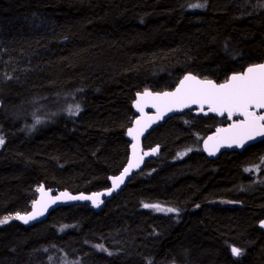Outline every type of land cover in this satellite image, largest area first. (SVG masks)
I'll return each mask as SVG.
<instances>
[{
	"label": "trees",
	"instance_id": "obj_1",
	"mask_svg": "<svg viewBox=\"0 0 264 264\" xmlns=\"http://www.w3.org/2000/svg\"><path fill=\"white\" fill-rule=\"evenodd\" d=\"M263 39L264 0H0V219L10 217L0 264H264V166L250 168L264 164V140L208 159L201 138L227 122L211 114L151 129L143 145L159 154L100 211L15 220L40 184L108 186L127 159L136 92L168 90L186 72L223 81L264 59ZM71 93L75 116L38 110ZM152 202L176 213L144 208Z\"/></svg>",
	"mask_w": 264,
	"mask_h": 264
},
{
	"label": "water",
	"instance_id": "obj_2",
	"mask_svg": "<svg viewBox=\"0 0 264 264\" xmlns=\"http://www.w3.org/2000/svg\"><path fill=\"white\" fill-rule=\"evenodd\" d=\"M259 64H264V59L257 63L247 64L241 71L230 73L225 80L220 82H216L209 78H202L191 72H186L179 78L174 87L168 90L153 91L147 88L136 92L131 103L134 118L125 130V138L129 142L127 159L125 164L118 172L108 177V186L98 190L72 192L68 189H57L54 187H46L44 184H40L36 188V197L30 203L29 208L18 214L20 216L27 217L36 211H40L42 212V215H37L35 219H30L28 223H24L23 220L16 218L15 220L28 226L37 224L46 220L49 213L59 207L78 204H87L95 212L100 211L106 201L110 200L114 195H117L119 191L124 188L133 174L141 171L148 160L155 158L159 154L160 144H154L150 147H145L143 145L144 139L149 131L158 125H161L168 118L174 115L182 114L185 111H191L193 115H202L203 117L211 114L216 118L226 119L227 121L225 124L216 126L212 131L208 132L201 138V152L208 159H215L222 152H242L245 147L264 140V135H255V133L252 134V139L243 137L241 130L234 127L236 125H241V123L245 121V116L239 114L238 112L229 116L228 112L226 111H211L208 103L199 102H188L186 106H181L179 104L172 103L171 96H164L165 93H176L177 89L181 87V81L184 80L185 76L191 75L194 76L196 80L202 82L212 81L213 84L221 85L227 83L234 74H242L246 72L250 66ZM186 85H191L193 87L196 86L194 81L186 82ZM145 92H148L151 95L145 96ZM169 108H171V110H169ZM249 112L256 117L264 116V108L252 106L249 108ZM137 121H140V123L137 124ZM258 123L259 125L264 126V121H259ZM130 129H136L138 135L136 132H134L132 135H129ZM134 136H136L135 139ZM240 139H243V143L238 146L236 141ZM134 145L135 148L133 147ZM153 149H156L155 153H153ZM130 163L134 166L130 168L128 174L124 177V182L121 183L119 187L113 188V180L111 178L120 176L124 172V169L128 168ZM65 193L67 196L63 195ZM94 194H99L98 199L94 196ZM81 196L92 197L93 199H97V202L94 204L93 199L68 198ZM53 200L55 201L54 203ZM262 221H264V218L258 222V227L264 231V226L261 225Z\"/></svg>",
	"mask_w": 264,
	"mask_h": 264
},
{
	"label": "snow or ice",
	"instance_id": "obj_3",
	"mask_svg": "<svg viewBox=\"0 0 264 264\" xmlns=\"http://www.w3.org/2000/svg\"><path fill=\"white\" fill-rule=\"evenodd\" d=\"M198 6V5H197ZM194 81L195 87L186 85V82ZM145 96L151 95L148 92L144 93ZM165 97H172V103L186 106L188 102L191 103H208L211 111L228 112L229 116L233 113H239L245 116V121L241 125L234 127L241 130L243 137L252 139V134L264 135V126L259 125V121H264V116L256 117L249 112V108L252 106L258 108H264V64L250 66L246 72L242 74H234L227 83L216 85L212 81H199L194 76L188 75L181 81V87H179L176 93L164 94ZM171 110V108H169ZM140 121H137L139 124ZM134 132H138L136 129H130L129 135ZM136 136H134V139ZM237 145L243 143V139H240ZM4 143L3 138H0V145ZM135 148V145L133 146ZM155 153L156 149L152 150ZM133 164H129L128 168L124 169V172L118 176L111 178L113 180V188L119 187L124 182V177L128 174ZM67 196V194H63ZM98 199L99 194H94ZM69 199H93L92 197H68ZM97 199H93V203L97 202ZM55 201L53 200V203ZM39 203V202H36ZM46 206V205H45ZM144 207H156L157 205H144ZM167 211H174L173 209H167ZM37 215H42V212L36 211L27 217L16 215V219L23 220L24 223H28L30 219H35ZM10 217L0 219V224L8 222ZM264 226V221L261 222ZM232 254L239 256L242 254V250L232 247Z\"/></svg>",
	"mask_w": 264,
	"mask_h": 264
},
{
	"label": "rangeland",
	"instance_id": "obj_4",
	"mask_svg": "<svg viewBox=\"0 0 264 264\" xmlns=\"http://www.w3.org/2000/svg\"><path fill=\"white\" fill-rule=\"evenodd\" d=\"M263 41H264V39H263ZM42 104H43V106H40L38 108L40 113L42 115H44V116H48V117L50 116V117H53V118L54 117L63 118L62 116L66 115L64 117H66V119H68L69 116H75L78 113V111H79V105H78V103L76 101V97H75L74 93L59 95V96L51 99L49 102L46 101V103H42ZM38 125L39 124H37L36 126H38ZM200 138H201V136H200ZM194 139H195V136L193 137V139L191 138V136L189 138H187L186 141L190 140L191 143L188 142L187 145L183 146L182 149H184V150L183 151H181L182 149L180 150L181 152L179 153V157L183 158V157H185L187 154H189L191 152V151H189V149H185V148L193 147V144H194L193 140ZM0 147H1V145H0ZM174 159H176V158L174 157ZM263 166H264L263 162L262 161H258L257 164H255L254 166H252L250 168L254 172H257L259 169L261 170L263 168ZM144 205H157V206H159L158 208H156V207H144L146 209L152 210L153 212L163 213V214H175L176 213L175 209H173L171 207H168V206H164V205H162L160 203H157V202L144 203ZM167 209H173L174 211L169 212V211H167Z\"/></svg>",
	"mask_w": 264,
	"mask_h": 264
},
{
	"label": "bare ground",
	"instance_id": "obj_5",
	"mask_svg": "<svg viewBox=\"0 0 264 264\" xmlns=\"http://www.w3.org/2000/svg\"><path fill=\"white\" fill-rule=\"evenodd\" d=\"M133 115H134V113H133ZM142 169H143V168H142ZM261 219H262V218H261ZM261 219H260V220H261ZM260 220H258V222H259ZM86 242H88V241H86ZM89 242H90V241H89ZM81 243H83V242H81Z\"/></svg>",
	"mask_w": 264,
	"mask_h": 264
}]
</instances>
